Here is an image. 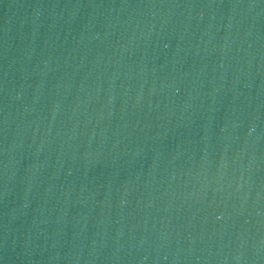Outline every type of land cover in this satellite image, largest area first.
<instances>
[{
  "label": "water",
  "instance_id": "water-1",
  "mask_svg": "<svg viewBox=\"0 0 264 264\" xmlns=\"http://www.w3.org/2000/svg\"><path fill=\"white\" fill-rule=\"evenodd\" d=\"M0 264H264V0H0Z\"/></svg>",
  "mask_w": 264,
  "mask_h": 264
}]
</instances>
